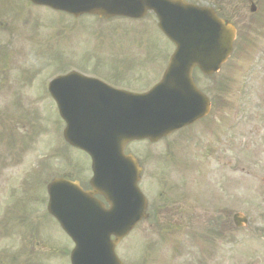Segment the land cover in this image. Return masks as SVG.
I'll list each match as a JSON object with an SVG mask.
<instances>
[{"label": "rangeland", "instance_id": "rangeland-1", "mask_svg": "<svg viewBox=\"0 0 264 264\" xmlns=\"http://www.w3.org/2000/svg\"><path fill=\"white\" fill-rule=\"evenodd\" d=\"M227 1L229 3L228 10H230L233 14V19L236 23L241 24L245 19L251 21V18H258L261 16V11H259L256 15L249 13V5L246 6V0ZM257 6L259 8L258 3ZM80 22L82 23L78 24L77 28L74 23H69L63 17L59 18L58 59L61 62L86 61L91 65H113L118 67L129 63L135 67L134 70L128 72V74L132 77L147 78L151 75L150 71L154 69L152 65L153 61L157 60L158 55L164 50L163 38L161 36L159 37L155 34L153 37L147 29H137V33H131L133 31L128 32L116 29L109 24H92L87 23V20L85 21L86 23L83 21ZM143 40L160 44L158 48L154 47V50L149 51V57L145 58V60H147V63L149 64L150 71L147 69L144 72L138 69V67L143 63ZM170 50L172 52L173 46L170 47ZM121 73L122 70L118 68V73L116 75ZM24 97L30 99V108L34 111V117L37 114L40 115L39 110L42 106V99L31 97L26 92ZM8 100L10 102V98H8ZM47 102L48 105L53 104L49 99ZM50 107L51 106H49L48 112L49 116L46 121L51 124L53 115ZM12 110L17 112L12 113L11 115H16L18 118V125L20 126L24 123L25 119V115L22 111L26 110L27 125L25 128L21 129V134L25 136L24 138H26L27 134L34 130L31 128L32 125L30 126V112L24 108L18 109L16 106H13ZM58 120L59 128L56 143L51 140V125L46 124V126L44 125L45 129H42L40 132L35 131L32 133V138L29 140L30 143L26 142V138L24 142L18 143V145L10 144L8 147L0 149V156L3 155V161L6 166H8L5 170L3 169V172L5 173L0 172V188H2L0 189V199L2 198V194L4 192L3 188L5 185L2 179L5 177L9 182V186L13 190L12 192H14V200L20 198V196L15 192L17 191V186H23V189L24 187H29L30 190V195L24 194L22 198L27 204L23 205L25 211L21 213V219L27 223H8V228L10 230V234L8 233L9 238L6 237L9 239L10 247L8 264H10L11 261V264H69L67 254L70 247L69 238L63 233L57 223L44 214V212L47 214V194L45 191L46 183L41 184L42 191L40 189L37 191V197L39 198H36V194L34 192L31 193V187H35L36 185V181L31 176L37 172L38 163L42 159H46L53 166L57 165V168L56 166L54 167L58 172L65 171L67 166V170H69L71 167L77 169L79 166L87 165V159L81 152L76 150L72 151V149L64 147V141L61 136L63 122L60 119ZM34 122L35 120H33V123ZM39 122L37 123L36 128L39 126ZM56 152L57 157L54 158L52 153L55 154ZM68 161H70V164L66 165ZM41 165L45 168L50 166L44 162H42ZM85 173H87V170L85 169L80 172V174L83 175H85ZM253 173L257 177L264 176V165L254 167ZM247 193L249 194L245 204H242V197L239 199L236 198L235 210L241 211L244 214L246 213L249 216L250 222L245 227L238 230L237 228H234L232 231V249L234 247L235 256H241L243 259L240 260L245 263L246 261H250L251 264H264V239L262 238L264 234V205H256L259 201L258 195L263 197L264 193L258 192L255 188L251 189L249 192L247 191ZM223 195L225 196L224 192ZM41 209H43L44 212ZM37 220H43L44 223H38ZM32 223H36V225L31 227L29 232L25 234L24 230L29 229L30 224ZM153 226H151L150 223H140L139 227L134 230L130 238L140 237L142 235H154L157 228L155 225ZM34 227H36V230ZM32 232H34V242L36 241V244L28 237L31 236ZM18 233H23L27 236L25 239L20 240V243H18ZM1 235L2 230L0 231V236ZM152 238H154V236L151 237V239ZM149 241H142L139 243V241L129 239L127 244L130 249L126 255L124 253L123 254L127 256V258L134 260V253H140L141 250L139 247L146 248ZM213 243V239L205 242V247L210 248ZM48 245L50 246L46 247ZM162 248L163 246L159 244L153 251L158 253L161 252ZM20 249L23 252L21 260L16 259L18 256L17 251ZM223 249V247H219L218 252H221ZM24 251H26V256ZM10 253L14 258L10 255ZM131 253L132 255L130 256ZM232 264H239V260L234 259Z\"/></svg>", "mask_w": 264, "mask_h": 264}, {"label": "water", "instance_id": "water-1", "mask_svg": "<svg viewBox=\"0 0 264 264\" xmlns=\"http://www.w3.org/2000/svg\"><path fill=\"white\" fill-rule=\"evenodd\" d=\"M172 5L168 0H156V3L154 0H145L142 3L137 0H114L111 11L140 16L144 8H154L159 13L160 26L175 42L176 50L170 58L161 82L154 89L156 96L168 93L171 97H175L179 94L181 89L189 85V74L194 65H199L206 72L215 70L219 62L224 59L231 40L230 31L219 24L218 20L208 12L203 13L196 8H188L184 12L182 10L173 12L169 9ZM102 10L104 11L103 8ZM206 61L208 63H202ZM58 103L61 114L67 121V127L64 130L67 141L79 145L85 138L94 137V135H85L86 130L82 125L86 113L83 100L59 97ZM156 109L162 110L161 103L156 106ZM95 137L103 141L100 149L92 145L86 146L87 150H91L93 157L105 156L103 161L98 159V162L94 164L96 176H109L122 190L130 188L125 175L128 161L121 159L119 148L114 152L111 151L115 146L109 147L104 132H99ZM115 156L119 158L115 159ZM66 188L65 182H57L49 187V210L52 213H62L63 208L60 209V207L66 198L75 204L78 197L82 196L75 187L72 186L67 192ZM105 188L108 189V184ZM87 226H93L95 229L94 234L90 232V235L96 240L100 236L101 228L103 233L109 229L107 223H87ZM76 242L79 250L72 252V264H110L109 260L103 256L106 250L101 245L96 246L100 249V253L96 255L95 246L85 247L84 241L78 239ZM107 253L110 254L109 251Z\"/></svg>", "mask_w": 264, "mask_h": 264}, {"label": "flooded vegetation", "instance_id": "flooded-vegetation-1", "mask_svg": "<svg viewBox=\"0 0 264 264\" xmlns=\"http://www.w3.org/2000/svg\"><path fill=\"white\" fill-rule=\"evenodd\" d=\"M257 81V82H254ZM236 93L242 95L243 98L252 99L256 98V102L260 99V103H264V79L263 77L255 78L254 80L248 79L240 85L232 86ZM206 88L211 91L212 94H218V81L214 79L210 84L206 85ZM214 108H211L210 112L203 118L199 119L195 126L198 127V130L202 131L207 138L210 144V149L205 158L211 157L212 162L205 161L204 166L197 163L198 170V183L201 186V191L204 193H209L210 203L213 207L217 205L216 193L221 186L222 188H228L232 184V172L234 171V161L233 156L234 149L236 144L240 143V140L235 137L243 136L245 129L243 126L248 119H251L249 116L248 110L249 106H245L246 113L235 124V115L233 120L229 118L221 117L218 114V101L217 99L213 103ZM177 141V136H175L171 141L170 145L174 144ZM264 141V137H263ZM243 150L237 152L239 157H243ZM245 158V157H244ZM214 168V173L212 176L208 177L207 173L210 168ZM168 201L172 200V197L168 195ZM207 199V198H206ZM208 202V199H207Z\"/></svg>", "mask_w": 264, "mask_h": 264}, {"label": "bare ground", "instance_id": "bare-ground-1", "mask_svg": "<svg viewBox=\"0 0 264 264\" xmlns=\"http://www.w3.org/2000/svg\"><path fill=\"white\" fill-rule=\"evenodd\" d=\"M83 234H84L83 235L84 238L85 236L88 237V239L92 238L86 229H83ZM99 253H100V249L95 246V254L98 255Z\"/></svg>", "mask_w": 264, "mask_h": 264}]
</instances>
